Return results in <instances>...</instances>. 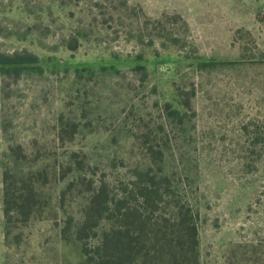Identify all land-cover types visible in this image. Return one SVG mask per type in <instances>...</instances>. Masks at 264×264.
<instances>
[{
  "label": "rangeland",
  "instance_id": "1",
  "mask_svg": "<svg viewBox=\"0 0 264 264\" xmlns=\"http://www.w3.org/2000/svg\"><path fill=\"white\" fill-rule=\"evenodd\" d=\"M23 49L49 69L12 81L5 97L0 74V264H60L53 221L5 244L10 146L58 152L70 170L61 217L81 218L102 182L151 160L149 138L169 143V167L199 203L202 264H264V0H0V50ZM59 60L95 71L60 78ZM135 64L146 77L125 72ZM111 65L125 71H102ZM179 86L196 92L185 125L163 109H182Z\"/></svg>",
  "mask_w": 264,
  "mask_h": 264
},
{
  "label": "trees",
  "instance_id": "2",
  "mask_svg": "<svg viewBox=\"0 0 264 264\" xmlns=\"http://www.w3.org/2000/svg\"><path fill=\"white\" fill-rule=\"evenodd\" d=\"M239 31L244 30H238V37ZM68 47L75 50L78 42ZM44 60L27 49L0 50L3 96L12 81L24 74L45 73L49 66ZM63 62L54 63L60 78L95 71L87 67L72 71L60 64ZM217 65V61L198 59L197 66L210 69ZM125 68L111 65L102 67V71H125L144 77L148 73L144 64ZM177 92L182 109L166 103L165 118L185 125L196 92L180 86ZM145 145L151 160L123 180L102 182L81 218L61 217L64 204L60 186L70 170L60 169L58 152H40L37 146L25 149L22 144L10 146L2 162L7 248L16 245L20 237L17 232L32 222L53 221L60 245L53 260L60 264H202L199 203L193 200L180 173L169 167V143L161 146L149 138Z\"/></svg>",
  "mask_w": 264,
  "mask_h": 264
}]
</instances>
